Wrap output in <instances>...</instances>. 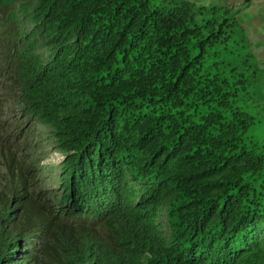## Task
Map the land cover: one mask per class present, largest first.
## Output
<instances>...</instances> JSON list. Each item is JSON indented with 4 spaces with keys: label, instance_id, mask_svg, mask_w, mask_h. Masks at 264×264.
<instances>
[{
    "label": "trees",
    "instance_id": "trees-1",
    "mask_svg": "<svg viewBox=\"0 0 264 264\" xmlns=\"http://www.w3.org/2000/svg\"><path fill=\"white\" fill-rule=\"evenodd\" d=\"M238 8L0 0V264H264V65Z\"/></svg>",
    "mask_w": 264,
    "mask_h": 264
},
{
    "label": "rangeland",
    "instance_id": "rangeland-1",
    "mask_svg": "<svg viewBox=\"0 0 264 264\" xmlns=\"http://www.w3.org/2000/svg\"><path fill=\"white\" fill-rule=\"evenodd\" d=\"M237 7H239L238 9L240 14L243 8H245L246 6L237 4ZM241 17H244L242 18L243 21L241 20V22L243 24V28L245 29V34L247 35V38L249 39L251 44L257 45L253 46V48L255 50L257 58L260 59L262 61V64L264 65V48L259 47V43L262 41V38L260 37V30L256 27L257 23L254 22L256 18L254 14L251 13V11H248V7H246L244 12L241 13ZM244 21L246 23H244ZM257 119H260L259 115H257ZM38 130L40 131V133L43 132L41 128H38ZM263 131V125L258 121L250 126L248 135L253 141L262 143L264 141ZM40 138L42 139L40 143L42 147V150L40 152V154H42L41 163L44 167L42 170V181L44 183V186H46L47 188H55L57 183L58 165L62 156L58 151L52 149V147L49 145L48 140H46L45 134L42 133ZM160 221L164 222V219H160Z\"/></svg>",
    "mask_w": 264,
    "mask_h": 264
},
{
    "label": "crops",
    "instance_id": "crops-1",
    "mask_svg": "<svg viewBox=\"0 0 264 264\" xmlns=\"http://www.w3.org/2000/svg\"><path fill=\"white\" fill-rule=\"evenodd\" d=\"M199 1H206L208 3L222 4V5H233L241 2V0H199ZM246 7H248V11H251V13L254 14L256 18L254 22L257 23L256 27L260 30L261 33L260 37L262 38V41L259 43L260 46L259 45L258 46L260 48H264V0H250L246 5ZM246 7L243 8L241 13L244 12ZM241 13L238 14V18H241L240 20L244 18L241 17ZM244 23L246 22L244 21ZM253 46H257V45H253Z\"/></svg>",
    "mask_w": 264,
    "mask_h": 264
},
{
    "label": "clouds",
    "instance_id": "clouds-1",
    "mask_svg": "<svg viewBox=\"0 0 264 264\" xmlns=\"http://www.w3.org/2000/svg\"><path fill=\"white\" fill-rule=\"evenodd\" d=\"M250 0H248V2H249ZM241 2H242V0H241ZM241 2L240 3H238V4H241ZM248 2H246V3H244V1H243V4H242V6H246L247 4H248ZM233 5H237V4H233ZM238 14H239V12H238ZM237 17H238V15H237ZM239 19V21H240V23H241V25H243L242 24V22H241V20H240V18H238ZM61 156H62V154H61ZM61 159H62V157H61ZM61 161V160H60ZM60 161H59V163H60Z\"/></svg>",
    "mask_w": 264,
    "mask_h": 264
}]
</instances>
